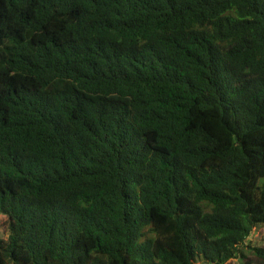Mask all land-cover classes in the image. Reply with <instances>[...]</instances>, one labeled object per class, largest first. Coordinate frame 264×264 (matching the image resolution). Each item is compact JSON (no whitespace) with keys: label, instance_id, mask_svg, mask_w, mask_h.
<instances>
[{"label":"trees","instance_id":"16d2710c","mask_svg":"<svg viewBox=\"0 0 264 264\" xmlns=\"http://www.w3.org/2000/svg\"><path fill=\"white\" fill-rule=\"evenodd\" d=\"M259 227L264 0H0V264H264Z\"/></svg>","mask_w":264,"mask_h":264},{"label":"rangeland","instance_id":"374dc122","mask_svg":"<svg viewBox=\"0 0 264 264\" xmlns=\"http://www.w3.org/2000/svg\"><path fill=\"white\" fill-rule=\"evenodd\" d=\"M5 236V235H3ZM251 239L258 243L259 245L264 244V228L259 227L256 231L252 234ZM258 260L254 257H248L242 260H235L234 264H258Z\"/></svg>","mask_w":264,"mask_h":264}]
</instances>
